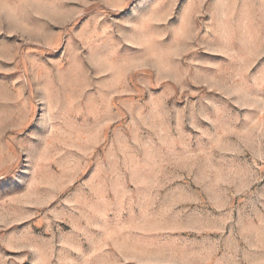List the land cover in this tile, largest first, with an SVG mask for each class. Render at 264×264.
Segmentation results:
<instances>
[{
  "label": "rangeland",
  "instance_id": "1",
  "mask_svg": "<svg viewBox=\"0 0 264 264\" xmlns=\"http://www.w3.org/2000/svg\"><path fill=\"white\" fill-rule=\"evenodd\" d=\"M0 264H264V0H0Z\"/></svg>",
  "mask_w": 264,
  "mask_h": 264
}]
</instances>
